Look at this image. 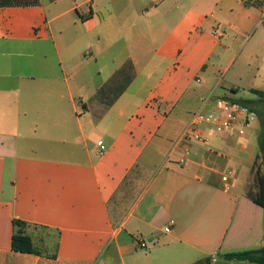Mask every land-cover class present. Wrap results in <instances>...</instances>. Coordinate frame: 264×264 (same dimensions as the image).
Returning a JSON list of instances; mask_svg holds the SVG:
<instances>
[{"label":"crops","instance_id":"1","mask_svg":"<svg viewBox=\"0 0 264 264\" xmlns=\"http://www.w3.org/2000/svg\"><path fill=\"white\" fill-rule=\"evenodd\" d=\"M1 1L20 4L0 7V264H256L222 256L264 248L261 124L174 144L202 100L234 99L217 73L264 0ZM14 220L52 251H12Z\"/></svg>","mask_w":264,"mask_h":264},{"label":"rangeland","instance_id":"2","mask_svg":"<svg viewBox=\"0 0 264 264\" xmlns=\"http://www.w3.org/2000/svg\"><path fill=\"white\" fill-rule=\"evenodd\" d=\"M260 18L261 16H259L258 21ZM233 37H235V42L232 44V49L234 50L235 58L226 71H224L225 62H223L217 74L219 78H223V86L226 89L231 86L238 88L231 95L234 99L257 101L260 99L258 95L251 93L248 89L255 88L264 92V23H258L250 31ZM244 59L245 61L247 60L249 67L247 66L248 70L242 73L239 70V65ZM259 118V116L256 117L253 125H260ZM252 138L253 148L255 147L256 152L258 151L257 137L253 136ZM252 179L253 174L250 173L246 190L251 186ZM17 230L29 236L34 243V247L40 253L52 251L56 240V234L54 232L41 228L36 229L26 225L17 227Z\"/></svg>","mask_w":264,"mask_h":264},{"label":"built area","instance_id":"3","mask_svg":"<svg viewBox=\"0 0 264 264\" xmlns=\"http://www.w3.org/2000/svg\"><path fill=\"white\" fill-rule=\"evenodd\" d=\"M256 0H248L250 5H254ZM259 23H264V11H262ZM221 78L218 79V83ZM209 106L210 110H203L204 107ZM255 113L251 112L248 108L240 105L231 98L216 97L210 100V97L202 100V104L198 110L193 111L179 136L174 144L185 142H200L206 144L208 138L204 135L202 127H208V133L224 134L229 133L236 129L239 135H243L245 128L256 119ZM104 150V146H100V151ZM230 172L221 177L222 181H227ZM164 232H169V227L164 228ZM138 246L141 249L147 248V243L139 241Z\"/></svg>","mask_w":264,"mask_h":264},{"label":"trees","instance_id":"4","mask_svg":"<svg viewBox=\"0 0 264 264\" xmlns=\"http://www.w3.org/2000/svg\"><path fill=\"white\" fill-rule=\"evenodd\" d=\"M20 4L19 1H1L0 7ZM260 98L259 100H243L232 99L240 105L248 108L260 118L261 131L258 137V153L252 163L250 173L253 174L251 186L246 190V196L254 204L264 209V94L258 90H252ZM14 233L11 237L10 248L14 252L40 254L34 247L32 239L22 234L17 230V227L25 225L21 221L14 220ZM264 248L259 250H247L242 252L227 253L222 257L227 261H248L256 264H264V258L261 257V252Z\"/></svg>","mask_w":264,"mask_h":264},{"label":"water","instance_id":"5","mask_svg":"<svg viewBox=\"0 0 264 264\" xmlns=\"http://www.w3.org/2000/svg\"><path fill=\"white\" fill-rule=\"evenodd\" d=\"M261 257H263V258H264V251H263V252H261Z\"/></svg>","mask_w":264,"mask_h":264}]
</instances>
